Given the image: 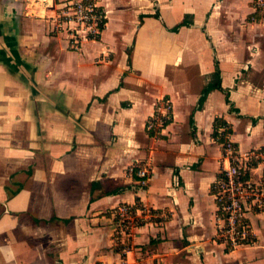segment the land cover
Instances as JSON below:
<instances>
[{"label": "crops", "instance_id": "0c3cea01", "mask_svg": "<svg viewBox=\"0 0 264 264\" xmlns=\"http://www.w3.org/2000/svg\"><path fill=\"white\" fill-rule=\"evenodd\" d=\"M97 1L99 38L73 48L52 10L0 0V264H264V208L244 212L251 243L219 234L229 161L212 135L221 118L240 151L264 145V12L252 0ZM214 76L221 89L199 106ZM163 102L170 118L148 129ZM133 164L149 168L147 186ZM248 176L264 180V165ZM121 204L152 214L137 210L117 241Z\"/></svg>", "mask_w": 264, "mask_h": 264}, {"label": "built area", "instance_id": "2783aa9c", "mask_svg": "<svg viewBox=\"0 0 264 264\" xmlns=\"http://www.w3.org/2000/svg\"><path fill=\"white\" fill-rule=\"evenodd\" d=\"M264 11V0H252ZM25 11L39 15L45 9L54 12L56 26L68 34L69 45L77 48L83 40L97 39L105 25V14L97 0H24ZM148 121L150 129L154 123H163L170 118V104L163 102ZM220 128L218 132H222ZM223 155L229 161L223 168L215 185V222L223 242L229 248L251 243L253 234L244 216L246 210L264 208V180H253L249 170L258 164L264 165V145L240 151L230 140L222 145ZM128 173L135 177L140 187L147 186L150 170L147 165H131ZM139 210L143 216L151 215L148 208L138 204H121L114 210L115 240H120L137 222Z\"/></svg>", "mask_w": 264, "mask_h": 264}, {"label": "trees", "instance_id": "16d2710c", "mask_svg": "<svg viewBox=\"0 0 264 264\" xmlns=\"http://www.w3.org/2000/svg\"><path fill=\"white\" fill-rule=\"evenodd\" d=\"M253 3V2H252ZM254 5V4H253ZM261 11V8L260 7H256L255 8V13L257 12H260ZM183 23H186V22H182L181 24ZM215 76L218 77V68L215 67ZM214 76V80L208 82L204 87L203 89L201 90V94H200V97H199V106L201 105V103L203 102L204 98H205V95L212 89H221V86L219 84V82L217 81L216 77ZM226 101H228L227 98H225ZM220 128H223L222 132H218ZM230 132V127L229 125L227 124V122L221 118H216L213 122V132H212V135L214 137L217 138V140L220 142V143H225L226 142V135Z\"/></svg>", "mask_w": 264, "mask_h": 264}, {"label": "rangeland", "instance_id": "374dc122", "mask_svg": "<svg viewBox=\"0 0 264 264\" xmlns=\"http://www.w3.org/2000/svg\"><path fill=\"white\" fill-rule=\"evenodd\" d=\"M264 12V11H263Z\"/></svg>", "mask_w": 264, "mask_h": 264}]
</instances>
